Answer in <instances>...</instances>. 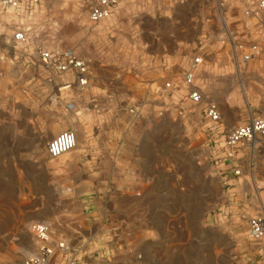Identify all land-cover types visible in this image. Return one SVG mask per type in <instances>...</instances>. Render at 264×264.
I'll return each instance as SVG.
<instances>
[{"label": "rangeland", "instance_id": "obj_1", "mask_svg": "<svg viewBox=\"0 0 264 264\" xmlns=\"http://www.w3.org/2000/svg\"><path fill=\"white\" fill-rule=\"evenodd\" d=\"M90 1L44 0L32 38L85 57L92 91L112 89L148 101L143 115L148 136L155 137L146 150L152 174L138 177L141 188L133 196L144 198L146 187L157 186L151 194L163 200L169 231L178 223L181 257L191 264L199 251L188 247L201 243L191 235L206 231L231 233L237 247L259 249L264 264L263 246L247 238L248 219L264 213V139L244 145L231 161L219 159L215 148L231 128L264 117V65L244 64L240 72L232 65L215 0H119L113 17L98 26L88 22ZM220 2L226 23L242 18L240 0ZM9 35L0 30V264H22L34 253L39 225L74 243L80 264H127V241L116 232L103 234L110 225L98 232L91 216L99 210L87 205L101 199L113 206V217L129 193L108 186L125 176L90 173L77 190L66 167L78 145L64 157L47 158L46 144L66 129L60 128L58 108L68 97L45 81L32 46L16 45ZM197 53L204 54L197 84L220 110L221 124L210 143L198 109L183 104L184 111L168 110L154 95L166 81L179 83ZM236 166L239 176L233 174ZM63 210L69 221L56 222Z\"/></svg>", "mask_w": 264, "mask_h": 264}, {"label": "crops", "instance_id": "obj_2", "mask_svg": "<svg viewBox=\"0 0 264 264\" xmlns=\"http://www.w3.org/2000/svg\"><path fill=\"white\" fill-rule=\"evenodd\" d=\"M96 89L92 91L89 84L80 97L73 101L67 99L58 108L60 128L76 132L79 139V150L72 152L73 161L66 167L68 175L74 177L77 190L82 189L83 177L90 173L130 179L129 185L125 183L124 177L115 179L114 184L108 186L114 191L129 193L112 212L113 217H110L113 206L107 207L105 201L96 199L87 202L89 208L97 207L99 210L98 214L92 213V224L98 226V232L101 226L110 225L111 229L103 234L112 235V232H116L127 241V264H191L189 259L181 257L178 223L175 225L172 222L169 231L167 222L165 224L163 200L156 193L151 194L159 191L157 186L146 187L143 191L150 192L144 198L133 196L141 188L136 183L138 177L150 172L152 174L146 150L150 143H154L155 137L147 134L146 118L133 120L127 112L128 107L143 97L128 92L118 93L112 89ZM70 102L71 107L68 106ZM56 131L54 129L48 135ZM101 188L106 189L99 184ZM56 218L59 223L69 221L64 210ZM195 236L201 243L196 246L191 244L188 249L199 251L194 259L196 264H261L260 250L237 247L231 242V233L206 231L193 233L190 239L193 237L196 240Z\"/></svg>", "mask_w": 264, "mask_h": 264}, {"label": "built area", "instance_id": "obj_3", "mask_svg": "<svg viewBox=\"0 0 264 264\" xmlns=\"http://www.w3.org/2000/svg\"><path fill=\"white\" fill-rule=\"evenodd\" d=\"M119 0H91L88 8V22L92 26L101 25L110 20ZM222 29L227 33V56L232 65L240 72L242 65L262 63L264 65V0H240L242 18L232 23L228 21L220 0H215ZM44 0H0V30L9 32V40L19 46H32L34 54L44 72L45 81L54 85L56 91L63 92L69 101L80 97L88 87L90 76L89 61L72 49L56 51L47 48L32 38L33 22L36 11ZM232 28H231V26ZM204 63V54L190 57L182 71L180 82L166 81L157 88L154 95L157 101L169 110L184 111L186 108L198 109L205 124L204 137L208 143L216 138L221 124L220 110L216 102L210 100L202 84H197L200 68ZM57 84V85H56ZM169 101L165 103L164 101ZM72 102L68 104L71 105ZM187 105L181 108L180 105ZM148 101L141 100L127 108L133 120L145 119L144 109ZM179 116L182 113L179 112ZM264 139V117H250L240 125L229 130L219 147V159H235L238 149L244 145H255ZM76 146V136L71 130H64L52 137L46 144V156L50 160L70 153ZM239 167L233 174L240 175ZM247 238L249 242L263 246L264 251V213L248 219ZM36 250L23 259L22 264H80L79 249L74 243L56 237L47 225H39L35 231Z\"/></svg>", "mask_w": 264, "mask_h": 264}, {"label": "bare ground", "instance_id": "obj_4", "mask_svg": "<svg viewBox=\"0 0 264 264\" xmlns=\"http://www.w3.org/2000/svg\"><path fill=\"white\" fill-rule=\"evenodd\" d=\"M38 11H39V8L37 9V11H36V14L38 13ZM231 119V118H230ZM75 136H76V146H75V148L77 147V145H78V143H79V139H78V135H77V133L75 132ZM74 148V149H75ZM73 149V150H74ZM72 150V151H73ZM71 153V152H70ZM69 154V153H68ZM68 154H66V155H68ZM65 155H63V156H61V157H64ZM61 157H59V158H61ZM31 255V254H30ZM28 256H29V254H28Z\"/></svg>", "mask_w": 264, "mask_h": 264}]
</instances>
